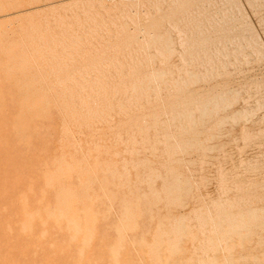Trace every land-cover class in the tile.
Instances as JSON below:
<instances>
[{"label":"rangeland","instance_id":"rangeland-1","mask_svg":"<svg viewBox=\"0 0 264 264\" xmlns=\"http://www.w3.org/2000/svg\"><path fill=\"white\" fill-rule=\"evenodd\" d=\"M77 263L264 264V0H0V264Z\"/></svg>","mask_w":264,"mask_h":264},{"label":"bare ground","instance_id":"bare-ground-1","mask_svg":"<svg viewBox=\"0 0 264 264\" xmlns=\"http://www.w3.org/2000/svg\"><path fill=\"white\" fill-rule=\"evenodd\" d=\"M110 4V3H109ZM50 8V7H49ZM26 13V12H25ZM110 13V12H109ZM107 17V16H106ZM47 21V20H46ZM50 22V21H49ZM121 22V21H120ZM113 26V25H112ZM50 27V26H49ZM56 30V29H55ZM42 31V30H41ZM97 31V30H96ZM43 32V31H42ZM59 33V32H58ZM31 42V41H30ZM8 48V47H7ZM59 49V48H58ZM63 57V56H62ZM35 64V63H34ZM88 96V95H87ZM83 98V97H82ZM56 102V101H55ZM59 102V101H58ZM109 108V107H108ZM104 111V110H103ZM151 111V110H150ZM141 115V114H140ZM24 122V121H23ZM25 123V122H24ZM17 124H18V122H17ZM118 124V123H117ZM19 125H21V124H19ZM26 126V125H25ZM22 127V126H21ZM24 128V127H23ZM87 130V129H86ZM73 131V130H72ZM83 131V130H82ZM64 133V132H63ZM90 138V137H89ZM137 139V138H136ZM84 142V141H83ZM81 144V143H80ZM106 146V145H105ZM139 151V150H138ZM101 152V151H100ZM106 152V151H105ZM74 153V152H73ZM76 153H77V151H76ZM78 154V153H77ZM91 154V153H90ZM109 156V155H108ZM74 157V156H73ZM90 157V156H89ZM187 157V156H186ZM101 158V157H100ZM125 158V157H124ZM188 158V157H187ZM74 159V158H73ZM78 159V158H77ZM75 160V159H74ZM175 164V163H174ZM127 165V164H126ZM146 166V165H145ZM204 166V165H203ZM98 167V166H97ZM150 167V166H149ZM79 170V169H78ZM112 171V170H111ZM165 171V170H164ZM203 172V171H202ZM100 173V172H99ZM158 173V172H157ZM49 176V175H48ZM48 178V177H47ZM196 179V178H195ZM194 179V180H195ZM156 182V181H155ZM213 186V185H212ZM140 190V189H139ZM98 199V198H97ZM55 201H57V200H55ZM98 201V200H97ZM196 202V201H195ZM60 203V202H59ZM25 205V204H24ZM28 205V204H27ZM161 205V204H160ZM55 207H56V205H55ZM54 207V208H55ZM5 209V208H4ZM96 209V208H95ZM156 209V208H155ZM50 210V209H49ZM55 211V210H54ZM25 212V211H24ZM56 212H57V210H56ZM161 212V211H160ZM170 212V211H169ZM28 213V212H27ZM48 214V213H47ZM26 217V216H25ZM28 217V216H27ZM45 217V216H44ZM35 218V217H34ZM46 218H47V216H46ZM28 220V219H27ZM44 220V219H43ZM42 220V221H43ZM47 220H50L49 218H47ZM30 221V220H29ZM51 221V220H50ZM33 222V221H32ZM46 222V221H45ZM65 222V221H64ZM26 223V222H25ZM30 224V223H29ZM43 224V223H42ZM54 224V223H53ZM66 224V223H65ZM71 225H72V228H73V231L74 232H79V229H78V223H77V221L76 220H73V222H71ZM47 226V225H46ZM28 227V226H27ZM109 228V227H108ZM28 229V228H27ZM42 229H44L43 227H42ZM33 230V229H32ZM28 231V230H27ZM35 232V231H34ZM34 232H33V234H34ZM66 231H64V233H65ZM27 234V233H26ZM81 234V233H80ZM30 235V234H29ZM39 235H40V233H39ZM62 235H64L63 233H62ZM41 236H39V238H40ZM64 237V236H63ZM67 237H69L68 235H67ZM37 238V237H36ZM70 238V237H69ZM48 239V238H47ZM85 239V238H84ZM67 241V240H66ZM65 241V242H66ZM69 241V240H68ZM70 242V241H69ZM69 242H67V243H69ZM72 244V243H71ZM68 246H69V244H68ZM67 246V248L69 249V247ZM72 246V245H71ZM74 248H76V247H73L72 249H74ZM192 248V247H191ZM67 249V250H68ZM70 253V252H69ZM71 256V255H70ZM45 257V256H44ZM77 257V256H76ZM76 257H74V259L76 258ZM103 258H105V257H103ZM77 259V258H76ZM75 259V260H76ZM84 259V258H83ZM107 259V258H106ZM105 259V260H106ZM78 260H80V258L78 259ZM107 261V260H106ZM79 262V261H78ZM83 262V261H82ZM78 264V263H77Z\"/></svg>","mask_w":264,"mask_h":264}]
</instances>
